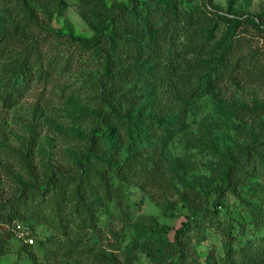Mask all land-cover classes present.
Segmentation results:
<instances>
[{"label":"rangeland","instance_id":"1","mask_svg":"<svg viewBox=\"0 0 264 264\" xmlns=\"http://www.w3.org/2000/svg\"><path fill=\"white\" fill-rule=\"evenodd\" d=\"M157 1L0 0V264H228L230 242L233 264H264V0H177L178 60ZM221 52L222 78L187 96ZM143 109L171 116L156 154L120 143Z\"/></svg>","mask_w":264,"mask_h":264},{"label":"trees","instance_id":"2","mask_svg":"<svg viewBox=\"0 0 264 264\" xmlns=\"http://www.w3.org/2000/svg\"><path fill=\"white\" fill-rule=\"evenodd\" d=\"M159 0L155 5V12L158 13L164 22L161 25V29L159 32L160 37L162 38L163 46L168 51V54L171 55L173 60H178L182 55V47L185 44V40H187L189 36V29L191 25V17L190 14L181 6L177 0ZM259 18H262V13L258 14ZM142 24H148L149 19H143L140 21ZM118 25L121 24V21L116 22ZM259 25H262L258 23ZM119 48H122L121 46ZM152 51L156 52L159 49L158 46H154L151 48ZM125 50L130 51L129 48H125ZM228 58L221 52L218 55H214L212 57H208L205 59H197L194 69L196 71H192L191 78L193 76H199V81L193 84L191 81L182 80L180 83V87H182L185 94L191 98H197L202 92L205 91L207 87H210L212 84L216 82V80L221 79L227 70ZM209 63V64H207ZM208 65V66H207ZM155 86L158 85H172V80L174 79L173 73L166 71L165 67L159 68L158 71L150 72L149 77ZM132 97L135 102H143L144 93L142 91H136L132 94ZM124 117V123L127 126V129L123 131L120 135V143L125 141L127 146H132L136 144L139 149L144 150L146 154L149 153H158L159 150L163 147L162 141L164 139L163 131L167 126L168 122L171 120V116L165 112H162L159 109H152V111H146L143 109L142 114H133L128 112L127 114L122 115ZM110 130L107 128L105 130L104 136L100 137L97 141L102 143L107 142L109 138ZM141 152V151H140ZM148 157L142 156L139 160L141 162H145ZM117 163L121 162V160H116ZM122 162L125 163V158L122 159ZM120 171V170H119ZM95 172L93 169L89 171L90 174ZM88 171L86 174H89ZM88 175L85 173H80L77 180V190L82 187L83 194L88 193L90 190L89 186L86 183ZM69 182L71 180H68ZM17 198V197H15ZM14 198V199H15ZM7 201V200H6ZM9 202V201H8ZM191 214H197V209H192ZM264 223H261L260 220L255 222V226L260 228ZM189 227L188 221L185 222L177 230V239L178 237L185 233ZM263 233H259L258 236L263 237ZM235 249L232 243L227 244V249L224 258L227 260L228 264L235 263V257L233 256ZM245 254L246 251H243ZM250 260H248V256L242 257L238 262H242L247 264ZM253 262V261H250Z\"/></svg>","mask_w":264,"mask_h":264},{"label":"built area","instance_id":"3","mask_svg":"<svg viewBox=\"0 0 264 264\" xmlns=\"http://www.w3.org/2000/svg\"><path fill=\"white\" fill-rule=\"evenodd\" d=\"M27 240H28L30 243H33V242H34V238H33V237H28Z\"/></svg>","mask_w":264,"mask_h":264}]
</instances>
